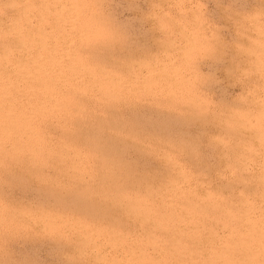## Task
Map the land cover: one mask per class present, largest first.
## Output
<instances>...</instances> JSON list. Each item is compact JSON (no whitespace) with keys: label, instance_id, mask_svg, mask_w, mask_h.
Listing matches in <instances>:
<instances>
[{"label":"rangeland","instance_id":"rangeland-1","mask_svg":"<svg viewBox=\"0 0 264 264\" xmlns=\"http://www.w3.org/2000/svg\"><path fill=\"white\" fill-rule=\"evenodd\" d=\"M0 57V264H264V0H0Z\"/></svg>","mask_w":264,"mask_h":264},{"label":"bare ground","instance_id":"bare-ground-1","mask_svg":"<svg viewBox=\"0 0 264 264\" xmlns=\"http://www.w3.org/2000/svg\"><path fill=\"white\" fill-rule=\"evenodd\" d=\"M6 27H7V26H6ZM29 33H30V32H29ZM32 46H33V45H32ZM21 56H22V55H21ZM43 57H44V56H43ZM62 57H63V56H62ZM0 58H1V57H0ZM27 60H28V59H27ZM46 60H47V59H46ZM20 62H21V61H20ZM30 62H32V61H30ZM24 63H25V62H24ZM16 64H18V63H16ZM28 64H29V63H28ZM13 65H14V64H13ZM25 65H26V64H25ZM17 66H18V65H17ZM22 67H23V66H22ZM15 69H16V68H15ZM32 70H33V69H32ZM8 75H9V74H8ZM29 75H30V74H29ZM5 76H6V75H5ZM6 77H7V76H6ZM9 79H10V78H9ZM11 79H12V78H11ZM10 81H11V80H10ZM6 82H7V81H6ZM2 83H3V82H2ZM8 84H9V82H8ZM3 85H4V84H3ZM9 88H11V87H9ZM3 91H5V90H3ZM12 91H13V90H12ZM1 92H2V91H0V94H1ZM5 92H6V91H5ZM3 95H4V94H3ZM3 95H2V97H3ZM9 96H11V95H9ZM4 97H5V96H4ZM7 97H8V96H7ZM5 99H7V98H5ZM5 99H4L3 101H5ZM8 100H9V99H8ZM3 101H2V102H3ZM6 101H7V100H6ZM5 103H6V102H5ZM1 104H2V106H3V103H1ZM6 104H7V103H6ZM4 106H5V105H4ZM6 106H7V105H6ZM7 107H8V106H7ZM2 108H3V107H2ZM4 108H6V107H4ZM0 109H1V107H0ZM9 109H11V108H9ZM9 111H10V110H9ZM6 112H7V111H6ZM3 113H4V112L2 111V114H3ZM7 113H9V112H7ZM9 114H10V113H9ZM11 114H13V113L11 112ZM11 114L8 115V116L10 117ZM0 116H1V113H0ZM6 116H7V115H6ZM6 116H4V117H6ZM8 116H7V117H8ZM2 117H3V116H2ZM4 117H3V118H4ZM10 118H11V117H10ZM5 119H6V118H5ZM9 120H10V119H9ZM11 120H12V119H11ZM3 121H4V120H3ZM7 121H8V118H7L6 122H7ZM9 122H10V121H9ZM12 122H13V121H12ZM12 122H11V123H12ZM7 123H8V122H7ZM11 123H9V124H11ZM14 123H15V122H14ZM3 124H4V122H3ZM3 124H2V125H3ZM12 125H13V124H12ZM7 126H8V124H7ZM13 126H14V125H13ZM2 128H3V127H2ZM4 128H5V126H4ZM4 128H3V129H4ZM11 128H12V127H11ZM11 128H10V129H11ZM10 129H9V130H10ZM22 129H23V128H22ZM14 130H15V129H14ZM24 130H25V129H24ZM24 130H23V131H24ZM4 131H7L6 128L4 129ZM10 131H12V130H10ZM26 131H27V129H26ZM7 132H9V131H7ZM18 132H19V130H18ZM0 133H1L0 136L3 135L2 132H0ZM10 133H11V132H10ZM24 133H25V132H24ZM24 133H23V134H24ZM4 134H5V133H4ZM16 134H17V133H16ZM7 135H8V134H7ZM7 135H6V136H7ZM9 135L12 136V135H14V134H12V135L9 134ZM9 135H8L7 137H9ZM20 135H21V134H20ZM4 136H5V135H4ZM13 137H14V136H13ZM1 138H2V137H1ZM3 139H4V138H3ZM14 139H15V138H14ZM0 140H1V139H0ZM108 247H109V246H108ZM129 260H130V259H129ZM124 262H125V261H124ZM114 263H115V262H114ZM117 264H118V263H117Z\"/></svg>","mask_w":264,"mask_h":264}]
</instances>
